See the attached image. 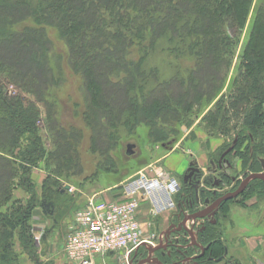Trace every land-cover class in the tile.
I'll return each instance as SVG.
<instances>
[{
  "label": "trees",
  "instance_id": "obj_1",
  "mask_svg": "<svg viewBox=\"0 0 264 264\" xmlns=\"http://www.w3.org/2000/svg\"><path fill=\"white\" fill-rule=\"evenodd\" d=\"M14 1L18 3L12 2L13 5L10 9L22 13L24 16L20 20L11 23L9 20L6 21L3 15H0V23L3 22V25L0 26V34L10 38L18 36L38 37L40 34L44 36L42 43L45 44L46 48H49L51 41L47 37L44 26L53 25L68 45L71 53L70 62L77 68L84 82L89 78L91 88L96 92L97 90L100 92L101 89L92 85L94 80L91 74L92 68L96 66L95 60L92 61L93 55L98 57L97 51L117 52L118 54L121 67L116 66V61L108 58L104 60L110 72L104 75L103 80L108 87H126L128 93L130 92L128 97H130L132 108L131 112L125 113L119 118V121L115 120L114 116L113 120L116 125L112 127L114 128L113 131L105 132L104 127L106 124L113 123V121H110L113 109H110L111 106L105 105L103 106L106 111L105 114L101 117L94 116L89 104L92 103V98L95 99L97 96H91L88 91L86 92L88 107L83 113L85 120L93 124L92 121L95 119L97 126L105 134H103L105 139L103 142H99L97 139L96 134L98 132H91L89 138L90 151L100 159L93 175L106 174L110 172L108 167L114 169L116 166L115 151L120 144L119 135L116 133L118 127H126L129 124L133 127V120L141 116L147 118L152 113V130L150 134L152 141L161 149H169L183 137L182 126L188 127L195 120H198L201 115L200 112L208 107V104H199V106L190 108L189 111L183 110L185 113L182 114V111L170 104V101L169 104L168 102L163 103L158 101L155 96V91H158L161 84L163 85L160 82L162 78L161 65L171 63V57H174V49L182 52L186 44L188 45L186 49H188L192 45V41L195 42L197 39V36L193 34L188 36V41L186 38L183 39L182 36H171L170 32L169 35L164 34L167 29V20L174 17L177 13L175 9L184 0H163L171 8L170 15L163 7L165 4L156 11L151 10L148 3L150 0H103L102 10H96L94 7L98 0H86L80 9H74L73 5L67 4L66 0ZM160 1L157 0L156 2ZM185 1H189L190 5H192V1L202 2L204 6L202 11L210 16V23L207 24L208 26H204L205 29H210L211 25L216 27V24H219L216 28V35L219 40L217 51L220 55L217 67L219 68L222 65L221 71L224 75L228 74L234 67L236 80L241 78V75L245 76V81L241 86L235 88L237 92L231 87L222 92L213 104L214 106L206 112L209 116L204 117V119L209 118L208 121L211 126H215L217 131L218 129L221 130V133L225 134L229 142L224 141L216 152L219 155L232 145L230 152L226 154L228 160L234 161L236 159V161H239L241 172L245 175L249 172H260L262 171L260 160L264 159V108L262 107L264 103V24L261 22L259 27L256 28L255 26L257 22H260L257 19L261 20L264 17V0ZM185 1L184 3H186ZM252 2H255V5L251 13L250 28L254 29V36H251L253 30H250L248 37L243 42L242 50L238 52L236 61H234L236 56L234 51L241 41V33L238 29L243 21L242 18L251 11ZM5 6L8 5L5 4ZM1 7L0 13L3 9ZM47 12L49 15L43 17V14ZM226 13L228 18H224ZM56 14H59L58 19L61 17V22L59 20V22L54 23L53 20H58L55 19ZM25 17L30 18L32 23L22 22L20 24L21 30L18 28L13 29L15 23L23 21ZM221 17H223V20H221ZM179 22L183 24L185 21ZM227 25L230 29L228 31ZM107 36L110 38L118 36V41L114 40L116 47L113 42L109 44L104 42ZM96 37H99V40ZM162 41L166 43L160 48ZM81 42L85 46L91 45L93 50L89 55L85 54L83 58L79 59L77 50ZM126 43L137 45L140 49L138 58L128 59L126 57V51H128ZM157 50L159 53L162 51L167 52L164 58L160 57L161 60L164 59L166 62L163 60L160 64L153 60ZM185 51L183 49V53ZM171 53L173 56H171ZM46 54L45 52L44 58L48 61L49 58ZM175 55L176 57L180 56L179 53ZM176 66L175 62L173 68L176 69ZM194 70L196 69L193 65L186 76L181 78L185 80V78L194 76L190 74ZM178 73L179 68L176 70L175 75H178ZM29 84L30 86L20 81L19 78L14 76L12 70L0 68V161L7 167L5 186L0 188V228L5 230L0 232V264H18V257L22 253L26 254L32 264H54L50 260L46 262L39 260L40 253L46 254V243L50 228L41 233L37 245L33 229L34 216L38 215L41 219L55 217L60 205L50 195L59 196L66 192H62L63 185L66 182L61 181L64 179L58 173L59 165L58 163H56V166L52 164L53 159H50V157L57 151V146L62 149L63 153L65 146L60 140L64 137L63 132L71 134L67 135L70 140L72 136L76 137V135L81 134L78 128L71 125L69 129H64L63 135L59 136L60 132L52 125L53 118L50 107L52 108L54 104L46 98L38 96L31 83ZM8 85L13 87L11 92L7 88ZM225 93L227 94L224 95ZM220 100L223 104L219 102ZM133 108H135L134 111ZM218 109V114L213 113ZM173 110L176 113L178 112L174 122L169 118V121H166L168 126H162L159 113L162 112L166 117H170L174 112ZM226 117L229 118V121H232L231 124L226 121ZM42 120L44 121L43 128L39 125ZM135 126L137 127V123H135ZM43 131L49 134L50 149L45 145ZM123 153L124 156H128L126 150ZM63 158L67 159L68 166H73L78 161L76 149H72L70 153L68 151ZM49 165L52 167L51 169L47 168ZM189 166H192L189 169H194L202 174V171L194 162ZM37 170L45 171L44 176L40 175L37 178L34 174ZM186 173L188 172L186 171ZM205 181L208 183L207 177H205ZM193 184V181L187 179L182 188L185 193L191 194L192 198L194 196ZM203 193L204 191H201L199 195L202 197L203 195L207 196L206 192ZM263 194L264 182L254 179L248 183L241 195L222 203L219 213L215 216V223L205 222V228L197 233V243L204 247V251L203 254L195 257L196 264H218L219 261L217 260L223 256L225 245L222 241L223 230L219 221L223 217L224 210L228 211V207L234 203L233 201L239 202L238 204L243 206L247 199L253 196L261 197ZM171 249L176 254V248L172 247ZM195 249L196 247H189L186 251L182 250L181 253L192 254ZM163 256L167 260V262L163 261L164 263L173 264L170 261L171 259H168L169 256Z\"/></svg>",
  "mask_w": 264,
  "mask_h": 264
},
{
  "label": "rangeland",
  "instance_id": "obj_2",
  "mask_svg": "<svg viewBox=\"0 0 264 264\" xmlns=\"http://www.w3.org/2000/svg\"><path fill=\"white\" fill-rule=\"evenodd\" d=\"M66 1L67 4L73 5L74 9H80L85 4L86 0ZM156 1L157 0H150L148 2L151 10L156 11L161 6H163V4H165V1L163 0L160 2ZM184 1L177 6V9H175L177 10V13H175L174 17L170 20H167V29L165 30L164 34L169 35L170 32L171 36H182V38H186L187 41L189 40L188 36L193 34L194 36H197V39L195 42L192 41V45L189 46L188 49H186L188 47L187 44L186 47H183V49L186 50L184 53L183 49L182 52L177 50L175 51L174 49V57H171V61L168 60L171 62L169 63L171 65L165 63L164 65H161L160 72L162 74V78L160 79V82H162L163 85L161 84L160 88L158 87V91H155V96L160 102H168L169 104L170 101V104L176 106L179 111H182V114L185 113L183 110L189 111L190 108L192 109V107L194 108L199 106V104H208V107L200 112L201 115L198 119L200 121L195 120L188 127L182 126L184 133L183 137L179 139L177 144L172 145L169 149H161L155 144V142L152 141L150 135L152 130V113L147 118L141 116L138 119L133 120V127H131L132 125L130 124L126 127H118L116 133L119 135L120 144L115 151L116 166L114 169L108 167L110 172L100 176L93 175L96 171L97 162L100 159L96 154H93L90 151L89 138L91 132H98V134H96L97 139L99 142H103V140H105L103 136L104 133L101 131V128L97 126L95 119L92 121L93 124H91L85 120L83 113L85 112L86 107H88V100L86 98L87 91L91 94V96H97L95 99L91 97L92 103L89 104L90 108L93 110L94 116L101 117L104 115L106 111L104 110L103 106L105 105L111 106L110 109H113L110 118V121H113V123L106 124L104 127L105 132L113 131L114 128L112 127L116 125V122L113 120L114 116L115 120L119 121L121 116L127 112H131L132 107L130 105V97H128L130 96V92L128 93L127 88L108 87L103 80L104 75L110 72V69H108L109 67L106 65V63H104L105 59L108 58L116 61V66L121 67L117 52L108 53L106 51H97L96 54L98 57H94L93 55L92 61L95 60L96 66L95 68H92L93 70L91 74L94 77L92 85L101 89L100 92L99 90L96 92V90L91 88L89 78L84 82V80L81 78V74H79L77 71V68L70 62L71 53L69 51L68 45L61 38L59 31L53 25L44 26L47 37L51 41V46L49 48H46L45 44L42 43L44 36L40 34L38 37L30 36L28 38L26 36L10 38L9 36L0 34V68H4V70H12L14 76L19 78L20 81H23L28 86H30L29 83H31L32 88L36 91L38 96L44 97L46 100L54 104L52 108L50 107V112L53 118L52 125L60 132L59 136L64 134V137L62 138L63 141L60 139L63 146H65V148H63V153L62 149L57 146V151L53 154V156L50 157V159H53L51 162L52 164H55V166L56 163H58V173L64 179L61 181H64L66 182L65 184L72 186L76 193L73 196L66 190V192L59 196L52 194L50 195L60 205L58 207L59 210L55 213V217H53V223L57 226L59 223L61 224V218L63 215L69 209L77 205L78 202L83 203L89 196L95 194L96 192L114 185H119L121 181L151 163L158 162L162 165L163 161L161 160V157L170 150H172L170 160L176 163L183 162L182 166L185 168H183L184 172L189 168V165L193 161L199 163L206 159V162L209 160L208 157L211 153V150L209 149V141L213 140L212 143L214 142L216 146H221L224 141L229 143L225 134L221 133V130L219 129L217 131L216 127L211 126L209 123V118L204 119V117L209 116L206 114V112L211 109L212 106H214L213 104H215L222 92L230 89V87L235 89L236 87L241 86V84L245 81V76L241 75V78L236 80L234 67L226 75H224L221 71L222 65L221 67L219 66V68L217 67L220 55L217 51L219 49V40L216 35V28H218L219 24L217 23L216 27L211 25L210 29H205L206 27L204 26H208L207 24L210 23V16L202 11V8H204L202 2L192 1V5H190L189 1H185L186 3H184ZM12 2L15 1L0 0V7L2 5L1 8H3L0 15H3V18H5L6 21L9 20L11 23H14L15 21L20 20L24 14L11 10V5H13ZM15 3L17 4L18 2ZM5 4L8 6L6 7ZM251 4V11L248 14H245V16L242 18L243 21L241 22V25L238 29L241 33V41L238 43L234 51L236 54L234 61H236L238 52L242 50L243 42L245 41V38L248 37L250 30H253V34L251 36H254V29L250 28V24L252 18L251 13L255 2H252ZM94 7L96 10H102L103 0H98ZM163 7L167 14L170 15L169 12L171 8H169L166 4ZM227 13L224 14V18H228ZM48 15L49 14L47 12L43 14V17ZM58 16L59 14H56L55 19H58ZM190 19L191 21H189ZM59 20L61 22V17L58 20L53 21L54 23H57ZM182 20L185 21V24H181V22H179ZM221 20H223V17H221ZM257 20L260 22H257L255 26L256 28L260 26L261 22L264 24V17L263 19L261 18V20ZM22 22H26L28 24L32 23L30 18L25 17L23 21L18 22L17 24L15 23L13 29H20V24ZM226 22L228 23V21ZM2 25L3 22L0 23V26ZM228 30L230 29L227 25V31ZM96 38L99 40V37ZM118 39V36L113 38L107 36L104 42L108 44L112 42L114 43V40L118 41ZM165 43V41H162L160 48H162V45ZM113 45L116 47L115 43ZM126 45L128 46V51H126V57L128 59H136L140 56V49L136 44L133 45L126 43ZM78 48L79 49L77 50V53L79 52V54L77 56H79V59L83 58L85 54L89 55L93 50L91 45L85 46L83 42L78 45ZM45 52L47 53L46 56L48 55V61H46L44 58ZM178 53L180 56L176 57L175 54L178 55ZM165 55H167V52L162 51L159 53L157 50L153 60L162 64L161 62L164 59L161 60V58H164ZM171 56H173L172 53ZM194 60H196V62H194ZM164 61L166 62V60ZM175 62L177 64L176 69L173 68ZM179 65L180 67H178ZM193 65L196 70L190 74H193L194 76H190L189 78H185V80H183L181 77L186 76L187 72L193 68ZM178 68L179 73L178 75H175ZM156 77L158 78L157 75ZM156 77L154 76V78ZM179 86H181L180 89ZM191 87H193V89H191ZM7 88L10 92L13 90L11 85H8ZM159 89L161 90L159 91ZM235 92H237L236 89ZM226 94L227 93L224 95ZM155 96L153 97L155 98ZM219 102L223 104L221 100ZM262 107L264 108V103L262 104ZM132 110L134 111L135 108ZM218 111L219 109L213 113L218 114ZM159 114L161 116L160 122L162 123L160 124L162 126H168L166 121L171 118L174 122V118L178 115V112L176 113V111H174L170 117H166L162 112ZM226 121H228L229 124L232 123V121H229V118L227 117ZM135 123H137V127L135 126ZM39 125L43 128L44 121L42 120ZM71 125H73L75 128H78L81 131V134L78 136L76 135V137L72 136V139L70 140L67 138V135L71 134L63 131L64 129H69ZM190 132L191 134L189 135ZM43 133L45 134V145L48 149H50L51 141L49 140V134L46 131H43ZM128 143L134 144V152L133 155L124 156L123 152L126 150V145ZM73 147L76 149L78 154V161L73 166H68L66 162L67 159L63 158V156L68 153V151L70 153V151L74 149ZM235 161L236 159L233 162ZM5 166L6 165L0 161V188L4 187L6 183L7 167ZM47 168L51 169L52 167L49 165ZM170 173H172L179 183L183 182L184 175L179 172V170L176 172L170 170ZM34 174L38 178L40 175L44 176L45 171L37 170L34 172ZM242 174L243 172H241V175ZM226 184L228 185L229 183ZM229 187L230 184L225 187L223 186L222 190H225ZM256 198L258 199V205L260 203V207L264 206V194L261 197L257 196ZM233 202L234 204L239 203L236 201ZM240 209L241 208L235 207V211L232 212V214L228 212L229 209L228 211L224 210L223 217L220 218V226L222 230H227L228 237L230 238L235 236L237 232L234 228H232L231 225H228L229 220L232 219L236 224V227H240L239 230H241V222L242 224L244 222V218L242 217L243 214H241ZM254 211L255 210L253 209L249 210V216H256L257 211ZM62 226L63 227H61L60 234L57 237L54 236L55 238L52 240L50 237L48 238L49 240L47 239L48 243H46V254L44 255L40 253L39 260H43L44 262L50 260L54 264H63L65 262L64 254L61 249L65 235V222H63ZM2 231L5 230L0 228V232ZM42 247L43 245L41 248ZM230 249L233 250V252L241 251L233 243ZM157 256L160 258L159 260L161 262H167L164 256H161L159 253H157ZM168 259L170 260V258ZM18 260V264H32L28 260L26 254L23 253L19 255ZM124 260V254L122 252H117L108 254L103 258H95L94 264H125ZM164 262L162 263L167 264Z\"/></svg>",
  "mask_w": 264,
  "mask_h": 264
},
{
  "label": "built area",
  "instance_id": "obj_3",
  "mask_svg": "<svg viewBox=\"0 0 264 264\" xmlns=\"http://www.w3.org/2000/svg\"><path fill=\"white\" fill-rule=\"evenodd\" d=\"M184 184L154 162L116 185L120 188L116 198H101L95 193L69 209L64 216L61 248L65 264H94L95 258L117 252L124 254L125 264H136L148 257L161 262L157 253L169 256L173 264H196L195 257L201 255L200 245L193 246L192 235L177 228L184 215L198 210L202 204L193 202L191 194L182 190ZM198 190L206 192L208 187L201 182ZM67 191L73 196L76 193L69 185ZM142 202L147 203V214L152 219L144 225L146 231L139 220ZM163 214H168L165 226L160 218ZM203 221L192 219L185 226L196 237ZM35 242L39 244V237H35ZM154 247L160 249L152 253ZM172 247L176 248V254ZM189 247H196L192 254L181 253ZM144 264L154 263L150 259Z\"/></svg>",
  "mask_w": 264,
  "mask_h": 264
},
{
  "label": "crops",
  "instance_id": "obj_4",
  "mask_svg": "<svg viewBox=\"0 0 264 264\" xmlns=\"http://www.w3.org/2000/svg\"><path fill=\"white\" fill-rule=\"evenodd\" d=\"M213 140L209 141V149L211 150V153L216 152L221 146H216V144L213 142ZM215 144V145H214ZM219 147V148H218ZM172 150L165 153L161 160L162 166L170 171L173 170L176 172L179 170V172H183L185 169L182 165L183 162L176 163L172 162L170 160V157L172 155ZM207 160V159H206ZM206 160H203L202 162L196 164L199 169L203 171V173L206 172ZM236 162V161H235ZM238 162V161H237ZM164 163V164H163ZM184 168V169H183ZM170 169V170H169ZM185 171L182 173L184 174ZM181 174V175H182ZM111 186L109 188L103 189L101 191L96 192L101 198L106 199H114L117 197V194L120 191L119 187ZM257 197V196H256ZM255 196L247 199L245 201V205L241 206L238 203H232L233 205H229V213L232 214V212L235 211V207L241 208V214H243L244 222L242 224L241 222V230L240 227H236V224L233 222L232 219L231 222L229 220V224L232 228L236 230V235L232 238L228 237L227 230H223L222 234V241L225 245V248L227 250L224 258L222 261H220L218 264H264V206L260 207V203L258 205V199ZM79 203V202H78ZM147 208L148 205L146 202H142L140 205V214H139V220L141 224L146 225L147 220L151 219L147 214ZM255 210L257 211L256 216H249V210ZM254 211V212H255ZM65 214L63 215V219L61 218V224L57 226L53 223V218H40L38 215L34 216V223H33V229L35 235H40L45 229L50 228V232L48 234V238L50 237L51 240L55 237H57L60 234L61 227H63V222H65ZM168 217V214H163L162 217V224L163 226L166 225V218ZM152 220V219H151ZM52 221V223H51ZM165 223V225H164ZM147 226V225H146ZM144 227V230H147V227ZM42 230V231H41ZM55 236V237H54ZM49 240V239H48ZM47 240V243H48ZM232 243L241 251L240 252H233V250L230 249L232 246ZM232 252V253H231ZM226 262V263H225ZM65 264V262L63 263Z\"/></svg>",
  "mask_w": 264,
  "mask_h": 264
},
{
  "label": "flooded vegetation",
  "instance_id": "obj_5",
  "mask_svg": "<svg viewBox=\"0 0 264 264\" xmlns=\"http://www.w3.org/2000/svg\"><path fill=\"white\" fill-rule=\"evenodd\" d=\"M233 143H234V141H233ZM228 148H230V150H231L232 145L229 146ZM226 150H224L219 155L217 152L210 153V155L208 157L209 160L207 161V164H206V169H205L206 172L205 173H203V171L201 169L200 170L202 171V174L196 172L194 169H189V168H192V166H189V168L187 169L188 173L186 175L185 180L190 179L191 181L194 182L193 189H194V191H195V189H197V191H198L197 194L201 200H203L206 197V198H209L210 202H212L216 198L220 197L221 195H223L227 192L234 191L238 187L241 180H243L247 176L244 173L241 175V166H240L239 161L233 162V160H228L226 158V154L228 152H230V150L227 152H226ZM194 163L196 164V162H194ZM249 173H255V172H249ZM205 177H207L208 183H206ZM201 182L206 184L208 187V191H206L207 196L203 195V197H202L199 195L198 188H199V183H201ZM226 183H229L230 187L225 189V190H222L223 186L225 187V186L229 185V184L227 185ZM242 193H240L239 195H241ZM203 194H205V192ZM235 198H233V199H235ZM223 202H226V201H223ZM223 202H221L219 204L217 211L215 212V214L213 216V219L215 221H216L215 216L217 213H219L220 206L222 205ZM203 206H204V204H203ZM203 206L201 208H203ZM203 220L204 221H203V224L201 226H204L205 222H207V221L211 222V218L210 219L204 218ZM200 228L198 230L199 232H200ZM204 228H205V226H204Z\"/></svg>",
  "mask_w": 264,
  "mask_h": 264
},
{
  "label": "water",
  "instance_id": "obj_6",
  "mask_svg": "<svg viewBox=\"0 0 264 264\" xmlns=\"http://www.w3.org/2000/svg\"><path fill=\"white\" fill-rule=\"evenodd\" d=\"M133 148H134V144L128 143L126 145V154L127 155L133 154V152H134ZM229 150H230V148H228L226 150V152ZM260 162H261L262 169H264V159H261ZM185 178H186V175H184V177H183V182H185ZM254 179H259L262 182H264V170L262 172H255V173L248 174L243 180H241L238 187L234 191L227 192V193L221 195L220 197L216 198L212 202H210L209 198H204L203 200H201L197 194V192H198L197 189H195L192 201L195 202L196 204L197 203H201L202 205L204 204V206H203V208H200V209H198L192 213L184 215L183 218L181 219L180 223L178 224L177 231L183 230L184 232L191 234L193 237L192 231L188 230L185 226V223L187 221H190L192 219H198V218L199 219H203V218H209L210 219L211 218V223L213 224L215 222V220L212 218H213L215 212L217 211L219 204L223 201H228V200H231V199L237 197L240 193H242L245 190L248 183ZM66 187L67 186H65V188ZM203 229H204V226H201L200 231ZM167 233L169 234V231ZM192 244H193V246H196V247L199 246V244L197 242H195L194 239L192 241ZM159 249H160V247H154V248H151L150 251L152 253H154ZM200 250H201L200 254H203L204 247L200 246ZM226 252L227 251L225 249L223 256L221 258H219L217 261H221L224 258ZM150 259H151V262L154 264H161V262H159L157 259L149 258V257L137 262L136 264L148 263L150 261Z\"/></svg>",
  "mask_w": 264,
  "mask_h": 264
}]
</instances>
